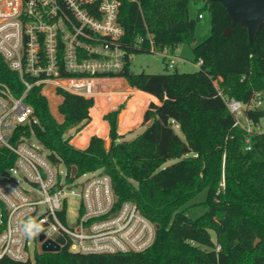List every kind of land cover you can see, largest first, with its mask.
<instances>
[{
	"label": "trees",
	"instance_id": "trees-1",
	"mask_svg": "<svg viewBox=\"0 0 264 264\" xmlns=\"http://www.w3.org/2000/svg\"><path fill=\"white\" fill-rule=\"evenodd\" d=\"M118 1L127 58L124 70L109 77L124 79L160 102L150 103L145 112L146 130L131 142L119 143L123 136L118 134L119 112H114L105 116L111 148L93 136L88 147L79 150L68 133L91 122L94 99L61 91L63 122L51 114L41 87L33 88L26 102L37 119L31 128L50 161L64 164L69 172L76 168L79 176L97 171L109 175L119 204L135 203L155 225L156 240L142 253L82 255L65 247L37 254L34 263L3 259L0 264H264V134L253 138L252 150H246L245 132L234 127L235 117L218 91L242 103L251 102L257 93L264 97V25L250 42L247 29L232 27L223 5L203 0L212 30L193 48L200 70L135 74L134 55L164 49L175 53L183 44H194L197 20L190 15L191 0ZM228 27L234 31L224 36ZM0 80L16 97L22 96L19 75L1 55ZM247 115L258 122L264 107ZM171 160L178 161L166 167ZM13 163L14 157L0 150V175ZM204 191L206 200L193 204ZM197 206L205 213L190 217Z\"/></svg>",
	"mask_w": 264,
	"mask_h": 264
},
{
	"label": "built area",
	"instance_id": "built-area-1",
	"mask_svg": "<svg viewBox=\"0 0 264 264\" xmlns=\"http://www.w3.org/2000/svg\"><path fill=\"white\" fill-rule=\"evenodd\" d=\"M120 6L118 0H0V55L24 87L16 97L0 80V150L14 157L13 166L0 175V261L34 263L47 241L74 254L113 255L145 252L156 240L155 225L135 203L119 204L109 175L74 177L67 170L62 177V163L53 164L43 146L30 143L37 119L26 98L33 88L41 87L43 95L51 85L85 99L107 96L103 83L124 70L127 58ZM159 53L168 68H176L169 49ZM218 91L235 117L234 127L245 132V149L252 150L253 138L264 134V118L256 122L247 111L263 108L264 97L257 93L242 103ZM25 126L30 130H21ZM80 178H87L80 193H68ZM70 195L78 198L73 224ZM32 230L39 250L31 249Z\"/></svg>",
	"mask_w": 264,
	"mask_h": 264
},
{
	"label": "rangeland",
	"instance_id": "rangeland-1",
	"mask_svg": "<svg viewBox=\"0 0 264 264\" xmlns=\"http://www.w3.org/2000/svg\"><path fill=\"white\" fill-rule=\"evenodd\" d=\"M203 0H191L190 2V15L191 18L197 20V27L195 32L196 41L194 44L190 45L188 43L183 44L179 47L173 55L177 58V66L175 69H170L167 67L166 59L160 53H140L134 55L132 58L131 72L135 74L146 73L150 75H160L166 73H195L200 70V65L195 62L194 59V46L201 44L207 40L211 35L212 23H211V13L208 9H205ZM202 14L203 18L198 19V15ZM54 87L47 85L45 87V96L48 100L49 109L51 114L59 121L63 122V116L60 114V106L64 100V97L60 92H67L64 90L58 89L54 91ZM136 89L131 88L128 83L121 78H113L103 83V92L107 96H101L96 99L94 107L90 111L91 122L84 126L80 131L71 130L68 135L72 137L71 144L79 149L85 150L87 148V140L90 141L91 136H99L103 138L106 142V148L110 149L112 145V140L110 138V123L105 120V116L108 114L119 112L117 115L118 123V134L122 135L123 138L120 139L121 142H131L139 135H141L147 128V126L141 127L144 120V115L149 105L144 112V115L141 110L142 106H132V103L135 99L138 101V94ZM68 93V92H67ZM112 93L113 97L108 95ZM133 93V94H131ZM135 93V94H134ZM112 100V101H111ZM143 116V117H142ZM133 120L131 123H128L129 120ZM176 132L183 139V134L180 132L179 128H176ZM31 144H35L38 147H42L39 141L36 138H31ZM178 160L168 161L166 167L175 164ZM59 171L62 173V177L67 173V168L64 164H61ZM91 177V176H88ZM87 177V178H88ZM87 178H80L76 180L75 183L70 186L68 193L79 194L80 185ZM25 186V183H22ZM207 198V192L204 191L199 194L193 204H198L204 202ZM70 224H73L74 217L73 215L77 211L78 207V198L77 196L70 195ZM205 213L204 208L197 206L192 208L188 215L192 218H196ZM34 231L32 230L29 234L30 240L32 242L31 249H36L39 246L33 236ZM213 238L215 235L213 234Z\"/></svg>",
	"mask_w": 264,
	"mask_h": 264
},
{
	"label": "water",
	"instance_id": "water-1",
	"mask_svg": "<svg viewBox=\"0 0 264 264\" xmlns=\"http://www.w3.org/2000/svg\"><path fill=\"white\" fill-rule=\"evenodd\" d=\"M210 2L220 3L223 5L229 17L232 20V27L245 28L249 33L250 42L259 33L261 26L264 25V0H208ZM228 27L224 36H229L234 29ZM77 169L72 170V175L77 176ZM23 226L28 230L27 220L23 221ZM44 235H41L40 240L44 241ZM42 250L44 253H58L61 251L60 246L52 241H47L43 244Z\"/></svg>",
	"mask_w": 264,
	"mask_h": 264
},
{
	"label": "crops",
	"instance_id": "crops-1",
	"mask_svg": "<svg viewBox=\"0 0 264 264\" xmlns=\"http://www.w3.org/2000/svg\"><path fill=\"white\" fill-rule=\"evenodd\" d=\"M202 3H203V5H204V7H205V2L204 1H202ZM137 93H140V94H138V96H139V98H138V101H139V103L137 102V99H135L134 101H133V103H132V106H142V110L140 111L141 112V115H142V113H143V115H144V112L146 111V109H147V107H148V105L150 104V103H155V104H157V105H159L160 104V102L155 98V97H153V96H151V95H149V94H146V93H143V92H140V91H137ZM131 94H133V93H131ZM143 117V116H142ZM133 120H129L128 121V123H131ZM144 126H147V125H142L141 127H144ZM122 136V135H121ZM92 137V136H91ZM91 139V138H90ZM120 141V140H119ZM118 141V142H119ZM87 144L89 143V141L87 140V142H86ZM87 147H88V145H87Z\"/></svg>",
	"mask_w": 264,
	"mask_h": 264
},
{
	"label": "clouds",
	"instance_id": "clouds-1",
	"mask_svg": "<svg viewBox=\"0 0 264 264\" xmlns=\"http://www.w3.org/2000/svg\"><path fill=\"white\" fill-rule=\"evenodd\" d=\"M34 234V233H33Z\"/></svg>",
	"mask_w": 264,
	"mask_h": 264
}]
</instances>
